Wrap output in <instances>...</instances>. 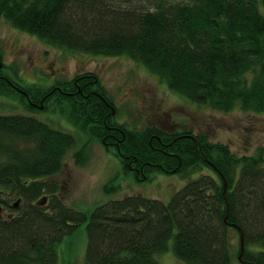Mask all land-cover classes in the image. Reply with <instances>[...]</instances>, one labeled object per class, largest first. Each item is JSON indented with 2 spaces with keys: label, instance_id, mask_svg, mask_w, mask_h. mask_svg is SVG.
<instances>
[{
  "label": "trees",
  "instance_id": "16d2710c",
  "mask_svg": "<svg viewBox=\"0 0 264 264\" xmlns=\"http://www.w3.org/2000/svg\"><path fill=\"white\" fill-rule=\"evenodd\" d=\"M133 2L0 0V17L53 47L126 56L192 103L264 113V16L257 0H154L151 8ZM0 95L17 98L30 113L53 101L76 131L113 150L137 181L153 167L196 174L167 204L131 195L78 212L51 181L78 138L33 115H0V204L20 200L14 216L0 217V264H56V248L80 225L87 239L82 264H158L154 254L170 238L173 255L185 264H234L238 230L242 260L264 264V149L236 156L204 136L195 141L189 131L131 129L117 122L114 103L91 74L36 90L9 75L0 58ZM85 148L74 151L75 164L83 163ZM43 197L45 205H37Z\"/></svg>",
  "mask_w": 264,
  "mask_h": 264
},
{
  "label": "rangeland",
  "instance_id": "374dc122",
  "mask_svg": "<svg viewBox=\"0 0 264 264\" xmlns=\"http://www.w3.org/2000/svg\"><path fill=\"white\" fill-rule=\"evenodd\" d=\"M167 1L182 3L186 0ZM153 2L134 0L133 5L151 8ZM257 10L264 16L261 0H257ZM0 58L9 75H17L25 88L33 86L36 90H46L79 74L93 75L107 98L114 103L117 122L131 129L158 130L163 135L189 131L195 141V136H204L209 142L228 146L236 156H252L264 149V113L252 114L238 107L220 112L208 105L192 103L126 56H96L53 47L36 36L13 28L0 17ZM52 103L51 100L44 102L39 106L44 110L30 113L17 98L0 95V115H33L78 138V145L65 156L61 171L51 178L59 183L57 196L67 207L90 213L97 206L131 195L167 204L174 192L180 190L188 179L196 177L193 171L187 178L153 167L148 168L142 181H137L134 171H124L122 161L113 150H106L100 142L76 131L67 112L59 111ZM83 144L86 145L83 163L77 165L73 153ZM105 186H110L107 192ZM9 214L4 208L0 217ZM172 241L170 238L166 249L154 254L158 264H185L173 255ZM86 244L85 225H80L56 248V264H82ZM234 264L241 263L235 260Z\"/></svg>",
  "mask_w": 264,
  "mask_h": 264
},
{
  "label": "water",
  "instance_id": "95a60500",
  "mask_svg": "<svg viewBox=\"0 0 264 264\" xmlns=\"http://www.w3.org/2000/svg\"><path fill=\"white\" fill-rule=\"evenodd\" d=\"M46 202V198L43 197L39 202L38 204L39 205H44ZM17 204V203H16ZM1 210V208H0ZM239 232V242H240V254L238 256V261L241 263V264H246L243 260H242V254H243V251H244V243H243V234L240 230H238Z\"/></svg>",
  "mask_w": 264,
  "mask_h": 264
},
{
  "label": "bare ground",
  "instance_id": "6f19581e",
  "mask_svg": "<svg viewBox=\"0 0 264 264\" xmlns=\"http://www.w3.org/2000/svg\"><path fill=\"white\" fill-rule=\"evenodd\" d=\"M19 201H20V200H16L15 203H11V204L9 205V208H10V209H9V208H5L6 211L9 210V212H10L9 215L14 216V215L16 214L15 212H17V211L19 210V209H18V208H19ZM39 201H40V200H39ZM39 201L36 202L37 205H39V204H38ZM16 203H17V204H16Z\"/></svg>",
  "mask_w": 264,
  "mask_h": 264
},
{
  "label": "flooded vegetation",
  "instance_id": "af4514ba",
  "mask_svg": "<svg viewBox=\"0 0 264 264\" xmlns=\"http://www.w3.org/2000/svg\"><path fill=\"white\" fill-rule=\"evenodd\" d=\"M168 135H170V134H168ZM136 175H137V176H140V175H142V174H141V172L137 171V172H136ZM143 177H145V175H144Z\"/></svg>",
  "mask_w": 264,
  "mask_h": 264
}]
</instances>
